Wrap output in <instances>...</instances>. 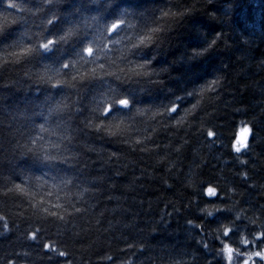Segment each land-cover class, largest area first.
Listing matches in <instances>:
<instances>
[{
	"label": "trees",
	"instance_id": "trees-1",
	"mask_svg": "<svg viewBox=\"0 0 264 264\" xmlns=\"http://www.w3.org/2000/svg\"><path fill=\"white\" fill-rule=\"evenodd\" d=\"M2 26L0 264H227L223 227L260 250L264 0H0Z\"/></svg>",
	"mask_w": 264,
	"mask_h": 264
},
{
	"label": "snow or ice",
	"instance_id": "snow-or-ice-1",
	"mask_svg": "<svg viewBox=\"0 0 264 264\" xmlns=\"http://www.w3.org/2000/svg\"><path fill=\"white\" fill-rule=\"evenodd\" d=\"M49 0H45V3H48ZM10 8H15L16 4H10L9 5ZM165 15H167V13H165ZM55 19V16H53L52 19H49L47 21L48 24H51L53 22V20ZM122 23H124V21L122 20H115L112 23L108 24L106 26V28H104V32L106 33H112L113 31H115ZM7 28V26H2L0 27V32L4 31ZM219 35V34H218ZM68 33H65L64 36H60L59 38L57 37H43L42 42H39L36 46H35V51L33 50L32 46H25L24 48L20 49L19 53H12V55L19 57L20 55H23L24 57H29L31 56L33 53H37L41 50L43 51H48L50 49H52V47L57 43L58 40H65L67 39ZM106 39H108L109 41H111V39L107 37H104ZM150 43L151 38L150 37H146V36H141L139 37V42L138 44H145V43ZM216 41L215 39H213V41H211V44H214ZM105 48L108 47L107 44L103 45ZM94 48L92 47L91 43H86L83 48H82V54L84 57L87 58H91L94 56ZM147 61H144L142 64H138L136 67L139 69H143L145 68V65L147 64ZM72 67L71 61L69 60H64L62 63V68L65 72H67V70H69ZM99 68L101 70V74L103 76H112L114 75V73L112 72H105L104 71V65L100 64ZM93 73L95 72V69L92 70ZM123 71V70H121ZM137 75H144L147 76L148 73L147 72H137ZM117 79H119V77H117ZM63 81L57 80L56 83L53 85V87L62 85ZM188 95H192L191 93H188ZM114 103H117L121 106H127L129 104V100L127 97H123L120 99H116L113 100L111 103H108L107 105L103 106V112L105 114V116L102 118L103 119H107L108 117V113L110 112L112 105ZM179 104L178 103H173L171 108H166L165 110L167 112H175L178 108ZM42 127V126H41ZM97 128H100V125L96 126ZM110 131V130H109ZM250 128L245 124L243 125L237 134H235V140L234 142L231 144V147L235 150L236 153H240L242 149H246L247 147V140L249 137V133H250ZM215 134L213 131L209 130L207 131V136L208 137H213ZM32 143H35V141H32ZM48 159H55L53 158H48ZM68 160L65 158V163H67ZM202 194H205L207 197H215L217 195V189L213 188V187H207L206 189H202ZM77 212H79V209H76ZM218 212H229L231 211V209H217ZM52 215H55V213H53ZM209 215H211V213H209ZM189 223L191 224L192 222L189 221ZM5 227H7V225H5ZM236 231L235 228H230V227H223L221 236L223 237V239H221V244H222V251H221V255L223 256L224 254H226V261L227 264H255V261L257 259H259V261L264 262V232L258 233L253 241H250L248 239H243L241 241L242 245L244 246H250L251 243L253 242H258V245L260 246V250H252V251H244V252H240L235 250L229 243L225 242L227 239L230 238V233ZM28 235L30 237H35L36 233L35 232H30L28 233ZM205 247H207V245L205 244ZM43 248L44 249H51L52 246L45 242L43 244ZM67 255V253L65 252H59V256L61 257H65Z\"/></svg>",
	"mask_w": 264,
	"mask_h": 264
}]
</instances>
